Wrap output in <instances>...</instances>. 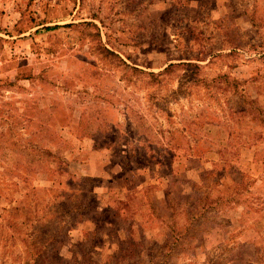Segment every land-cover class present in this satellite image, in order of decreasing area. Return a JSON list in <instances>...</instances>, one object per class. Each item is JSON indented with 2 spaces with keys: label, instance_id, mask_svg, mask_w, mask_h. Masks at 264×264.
<instances>
[{
  "label": "rangeland",
  "instance_id": "rangeland-1",
  "mask_svg": "<svg viewBox=\"0 0 264 264\" xmlns=\"http://www.w3.org/2000/svg\"><path fill=\"white\" fill-rule=\"evenodd\" d=\"M0 264H264V0H0Z\"/></svg>",
  "mask_w": 264,
  "mask_h": 264
},
{
  "label": "trees",
  "instance_id": "trees-1",
  "mask_svg": "<svg viewBox=\"0 0 264 264\" xmlns=\"http://www.w3.org/2000/svg\"><path fill=\"white\" fill-rule=\"evenodd\" d=\"M46 29H50V28H46ZM104 52H105V54L112 55V53H111V52H109V51H107V50H104ZM171 66H172V64L168 65L167 67H165V68L163 69V71H166V70H168V69H169V67H171ZM189 66H192V67H194L195 65H194V64H192V65H189ZM153 162H155V160H153ZM143 165H144V162H143V163H141V164H138V165H137V167H138V168H140V167H142Z\"/></svg>",
  "mask_w": 264,
  "mask_h": 264
}]
</instances>
